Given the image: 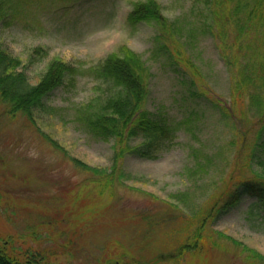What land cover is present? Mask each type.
Returning <instances> with one entry per match:
<instances>
[{
	"label": "rangeland",
	"instance_id": "obj_1",
	"mask_svg": "<svg viewBox=\"0 0 264 264\" xmlns=\"http://www.w3.org/2000/svg\"><path fill=\"white\" fill-rule=\"evenodd\" d=\"M139 1L146 0H7L0 44L26 65L31 83L54 59L83 74L46 98L37 127L0 106V240L36 248L50 264H264V214L251 198L207 218L242 180L264 182V165L249 160L256 115L248 99L260 72L246 63L264 36L251 29L236 41V2L226 9L229 24L214 15L221 7L212 0H154L162 30L129 22ZM229 27L235 46L227 50ZM34 48L43 55L30 56ZM124 49L144 62L146 108L177 129L156 159L128 155L113 189L100 193L98 176L68 156L110 171L111 143L83 132L74 108L96 93L89 67ZM251 71L255 86L234 96L235 82Z\"/></svg>",
	"mask_w": 264,
	"mask_h": 264
},
{
	"label": "trees",
	"instance_id": "obj_2",
	"mask_svg": "<svg viewBox=\"0 0 264 264\" xmlns=\"http://www.w3.org/2000/svg\"><path fill=\"white\" fill-rule=\"evenodd\" d=\"M212 2L223 10L215 11V16L223 15L229 24L231 19L236 17L234 23L237 21L239 24L236 41L251 29L264 36V0H250L247 3L242 0ZM232 2H236V5L230 10V13L234 14L230 17L226 9ZM161 11V6L154 0L139 1L135 3L128 20L132 24H155L166 30V21ZM8 12L7 0H0V26L6 24V20L11 16ZM242 20L244 22H241ZM229 31L230 27L229 30L223 31L225 36ZM218 34H221L220 30ZM222 44L227 50L235 46L229 34ZM33 55L42 56V49L34 48L30 56ZM246 63L249 69L256 66L259 68L260 77L256 82L259 85L255 86V72L251 71L235 82L233 94L240 97L246 90V85L257 88L256 94L250 95L248 99V106L256 115L253 116L255 120L252 122L255 127L254 142L251 144L249 160L264 165V45H252ZM86 72L95 83L96 93L88 101L74 108V120L83 132L95 139L111 143L112 166L108 171L91 167L74 157L68 158L81 171L98 176L99 192L102 193L113 189L118 179L117 172L128 155L156 159L157 152L170 146L177 127L162 115L146 108L149 97L148 73L144 62L136 53L124 49L121 54L108 56L101 63L89 67ZM81 74V69L54 59L47 65L40 80L33 84L27 77L26 65L0 44V106H3V113L13 118L22 116L30 125L37 127L35 121L38 116L48 111L46 98L59 87H73ZM213 106L221 109L220 105L215 103ZM223 109L226 110L225 107ZM221 111L223 117H227L222 109ZM46 139L55 150L65 153L55 141L47 136ZM228 195L220 207L216 204L211 206L208 219L228 212L246 197L253 200L257 214H264V182L257 179L242 180ZM252 211L253 209L249 214ZM4 240L7 238L0 242V264H50L49 259L40 250L31 246L23 249L16 247L12 239L7 240L8 243L4 245ZM190 247L194 248L195 243ZM185 248H189V245L184 244L180 250Z\"/></svg>",
	"mask_w": 264,
	"mask_h": 264
},
{
	"label": "flooded vegetation",
	"instance_id": "obj_3",
	"mask_svg": "<svg viewBox=\"0 0 264 264\" xmlns=\"http://www.w3.org/2000/svg\"><path fill=\"white\" fill-rule=\"evenodd\" d=\"M7 243H8V241H7V240H4V241H3V244H4V245H6Z\"/></svg>",
	"mask_w": 264,
	"mask_h": 264
}]
</instances>
